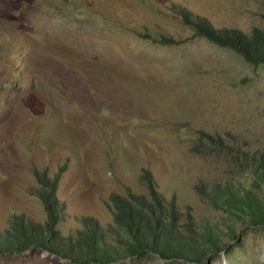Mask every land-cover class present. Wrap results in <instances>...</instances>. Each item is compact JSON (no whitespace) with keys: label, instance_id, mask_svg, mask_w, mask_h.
Listing matches in <instances>:
<instances>
[{"label":"rangeland","instance_id":"374dc122","mask_svg":"<svg viewBox=\"0 0 264 264\" xmlns=\"http://www.w3.org/2000/svg\"><path fill=\"white\" fill-rule=\"evenodd\" d=\"M181 10L216 30L264 25V0H0L1 233L21 215L47 220L27 193L34 172L51 177L66 165L56 190L63 235L82 228L80 217L106 226L104 201L146 193L149 172L179 223L212 226L225 251L202 263L151 254L107 264H264V225L231 218L195 188L252 189L264 216V182L252 186L246 165L264 154V64L198 34ZM156 32L175 43L143 37ZM200 130L224 137L240 158L193 150ZM0 264L75 263L36 248L0 254Z\"/></svg>","mask_w":264,"mask_h":264},{"label":"trees","instance_id":"16d2710c","mask_svg":"<svg viewBox=\"0 0 264 264\" xmlns=\"http://www.w3.org/2000/svg\"><path fill=\"white\" fill-rule=\"evenodd\" d=\"M181 16L185 23L196 24L198 34L213 43L234 50L251 64H264V25L253 27L247 34L235 28L213 29L204 19L193 21L186 10H181ZM156 33V36L143 34V37L163 44L175 43L170 36ZM225 141L221 135L200 130L193 150L201 153L204 150L206 154L221 151L239 159V149L227 145ZM246 165L254 177L252 186L256 182H264L262 152L256 153L252 159L248 158ZM65 168V164L61 165L51 177L43 172H34L37 186L30 187L27 193L43 202L47 220L35 223L23 215L15 218L9 231L0 232L1 255L40 248L75 264L139 259L151 254L168 260L202 263L205 255L225 251L220 246L218 231L212 226L197 227L191 221L183 225L179 223L175 201L166 200L154 189L149 172L141 175L146 182V193L128 192L121 195L113 192L104 201L112 217L106 226L99 225L90 216L80 217L81 229L68 235L61 234L56 226L67 213L65 205L56 197V190ZM195 188L207 204L226 211L231 218L233 216L242 221L247 215L249 225H264V216L254 204V190L233 188L230 183L221 182H212L209 187L197 184ZM227 235L235 239L232 227Z\"/></svg>","mask_w":264,"mask_h":264},{"label":"water","instance_id":"95a60500","mask_svg":"<svg viewBox=\"0 0 264 264\" xmlns=\"http://www.w3.org/2000/svg\"><path fill=\"white\" fill-rule=\"evenodd\" d=\"M102 264H107V263H102Z\"/></svg>","mask_w":264,"mask_h":264}]
</instances>
